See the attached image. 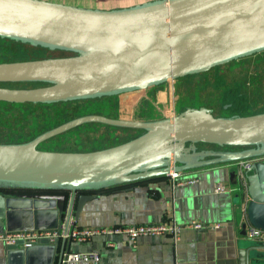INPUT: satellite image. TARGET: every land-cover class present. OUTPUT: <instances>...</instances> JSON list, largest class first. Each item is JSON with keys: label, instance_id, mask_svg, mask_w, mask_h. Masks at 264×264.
<instances>
[{"label": "water", "instance_id": "water-1", "mask_svg": "<svg viewBox=\"0 0 264 264\" xmlns=\"http://www.w3.org/2000/svg\"><path fill=\"white\" fill-rule=\"evenodd\" d=\"M0 37L71 52L61 57L0 62V101L52 104L128 93L209 70L264 51V0H153L98 9L50 0H0ZM99 122L121 129L120 142L90 151L42 150L38 144L76 126ZM140 133L132 134L133 131ZM199 143L236 149L198 148ZM264 155V111L215 116L186 107L155 120L81 115L25 142L0 143V232L59 228L77 197L75 218L90 192L153 176ZM236 171L230 173L234 184ZM248 224L264 231V161L246 171ZM51 221L52 224L38 222ZM5 222V226H4ZM67 240L62 239L57 264ZM36 246L16 251L19 264L39 262ZM52 249V247H51ZM55 251V246L53 247ZM240 264H264V239L239 243Z\"/></svg>", "mask_w": 264, "mask_h": 264}, {"label": "crops", "instance_id": "crops-1", "mask_svg": "<svg viewBox=\"0 0 264 264\" xmlns=\"http://www.w3.org/2000/svg\"><path fill=\"white\" fill-rule=\"evenodd\" d=\"M147 1L153 0H65V3L110 10ZM232 171L236 170L231 162L220 163L93 191L90 192L93 198L84 202L75 218L76 200L82 194L77 192L72 209L77 227L100 229L174 221L181 228L177 240L167 233L140 235L134 244L125 234L97 233L85 241L67 240L64 252H95L99 254V264H240L239 243L247 239L241 227L247 220L246 203L238 192L216 193L213 188L216 182L234 185L230 178ZM235 180L241 182L238 176ZM67 196L65 210L71 193ZM192 221L202 226L186 227ZM43 223L52 224L38 222ZM62 239L36 244L32 257L44 262L54 252L53 264H57ZM20 248L0 241V264H19L16 251Z\"/></svg>", "mask_w": 264, "mask_h": 264}, {"label": "rangeland", "instance_id": "rangeland-1", "mask_svg": "<svg viewBox=\"0 0 264 264\" xmlns=\"http://www.w3.org/2000/svg\"><path fill=\"white\" fill-rule=\"evenodd\" d=\"M52 1L69 4L65 0ZM70 54L0 37V62ZM42 85L39 82H0V87L8 88ZM200 106L210 108L215 116L225 117L263 112L264 51L214 66L201 73L113 96L47 105L0 102V143L29 140L38 133L86 113L112 118L155 120L176 115L186 107ZM131 133L134 135L140 131ZM120 135L121 129L118 127L88 122L39 143L38 148L90 151L119 143ZM198 148L236 149L233 146L219 147L204 143H199Z\"/></svg>", "mask_w": 264, "mask_h": 264}, {"label": "built area", "instance_id": "built-area-1", "mask_svg": "<svg viewBox=\"0 0 264 264\" xmlns=\"http://www.w3.org/2000/svg\"><path fill=\"white\" fill-rule=\"evenodd\" d=\"M264 161V155H259L250 158H244L232 161L237 176L241 182L232 186H227L222 182L214 184L216 193L222 192H238L241 193L246 188V171L255 162ZM177 173V172H176ZM174 174V173H171ZM202 225L197 222H190L186 227L200 228ZM180 226L174 221L168 224L163 223H147L137 225H116L105 228H89L75 226V218L72 210H65L59 228L50 229H28L0 232V241L7 246L20 245L21 247H29L43 241L52 242L56 239L85 241L91 235L97 233L104 234H125L132 244L140 235L154 234H170L174 240L178 239ZM245 236L249 239H264V231L248 224L245 228ZM99 254L95 252H70L63 253L61 264H99Z\"/></svg>", "mask_w": 264, "mask_h": 264}, {"label": "trees", "instance_id": "trees-1", "mask_svg": "<svg viewBox=\"0 0 264 264\" xmlns=\"http://www.w3.org/2000/svg\"><path fill=\"white\" fill-rule=\"evenodd\" d=\"M7 39V38H6ZM20 42V41H19ZM1 102V101H0ZM68 102V101H67ZM7 103V102H6ZM58 103V102H57ZM15 104V103H14ZM16 104H34V103H16ZM36 105H47V104H40V103H36ZM48 130V129H47ZM46 131V130H45ZM38 134H40V133H38ZM38 134H36V135H38ZM35 135V136H36ZM59 135V134H58ZM34 136V137H35ZM33 138V137H32ZM31 138V139H32ZM30 140V139H29ZM26 141H28V140H26ZM22 142H25V141H22ZM14 143H16V142H14ZM114 187V186H113ZM110 188H112V187H110ZM0 191L1 192H6V193H8L9 195H18V194H20V193H36V192H39V191H31V190H23V189H0Z\"/></svg>", "mask_w": 264, "mask_h": 264}, {"label": "flooded vegetation", "instance_id": "flooded-vegetation-1", "mask_svg": "<svg viewBox=\"0 0 264 264\" xmlns=\"http://www.w3.org/2000/svg\"><path fill=\"white\" fill-rule=\"evenodd\" d=\"M72 54V53H71ZM86 114H98V113H86ZM86 114H82V115H86ZM99 115H101V114H99ZM78 116H81V115H78ZM78 116H76V117H78ZM75 118V117H74ZM72 119V118H71ZM210 149V148H209Z\"/></svg>", "mask_w": 264, "mask_h": 264}]
</instances>
